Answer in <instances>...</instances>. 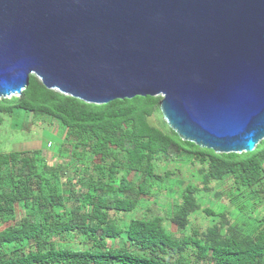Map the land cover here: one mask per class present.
<instances>
[{
	"label": "trees",
	"instance_id": "trees-1",
	"mask_svg": "<svg viewBox=\"0 0 264 264\" xmlns=\"http://www.w3.org/2000/svg\"><path fill=\"white\" fill-rule=\"evenodd\" d=\"M161 101L89 104L34 75L0 100V126L21 111L29 136L46 124L60 139L53 165L44 147L0 153V264H264V140L251 153L201 148L170 128ZM200 213L207 229L193 227Z\"/></svg>",
	"mask_w": 264,
	"mask_h": 264
},
{
	"label": "water",
	"instance_id": "water-1",
	"mask_svg": "<svg viewBox=\"0 0 264 264\" xmlns=\"http://www.w3.org/2000/svg\"><path fill=\"white\" fill-rule=\"evenodd\" d=\"M35 75L95 105L162 96L183 140H264V0H0V98Z\"/></svg>",
	"mask_w": 264,
	"mask_h": 264
},
{
	"label": "rangeland",
	"instance_id": "rangeland-1",
	"mask_svg": "<svg viewBox=\"0 0 264 264\" xmlns=\"http://www.w3.org/2000/svg\"><path fill=\"white\" fill-rule=\"evenodd\" d=\"M35 76V75H34ZM57 91V90H55ZM16 96V95H13ZM163 99V97L157 96ZM3 98H0V100ZM10 99V97H9ZM3 123L0 126V153L1 152H11L15 150L20 149H40L41 147H44L43 155L49 160L50 164L53 165L56 163L51 157L53 156L52 153H55L56 146L59 145L60 139L59 135L56 134L54 131V128L51 126H48L46 124L44 125H38V127L35 129L34 132L31 133L29 136V133L24 132V130L21 129L22 120H23V112L17 111L12 117L11 116H3ZM159 118H162V116L158 113L152 116L151 120L152 122L159 126ZM27 120V118H25ZM29 122V120H28ZM50 142L54 145L53 149H50L46 147V144ZM199 166L196 165V167H191L190 170L195 171L198 169ZM189 170V169H188ZM185 169L184 173L186 178H190L189 171ZM214 183V182H213ZM213 185H216L215 183ZM202 204L204 207L214 209L216 211H222V205H226L227 201L225 199L217 200L215 198H210L206 194L202 196ZM148 200V199H147ZM145 200L144 203H147ZM164 200V199H163ZM160 204H164V202H160ZM152 209L155 213H159L160 209L158 207V204L152 205ZM143 211L140 212L142 214ZM136 217V211L133 213H127L125 216H122L121 218L124 220V222H127L128 220H132ZM192 224L193 227H199L202 230L207 229L208 226H210L213 222L212 218L206 217L203 213L198 214L197 216H194L192 218ZM173 231H176V227L173 226L171 228ZM74 240H70V242H73Z\"/></svg>",
	"mask_w": 264,
	"mask_h": 264
},
{
	"label": "clouds",
	"instance_id": "clouds-1",
	"mask_svg": "<svg viewBox=\"0 0 264 264\" xmlns=\"http://www.w3.org/2000/svg\"><path fill=\"white\" fill-rule=\"evenodd\" d=\"M13 97H15V96H13ZM11 98V97H10ZM9 99V98H8Z\"/></svg>",
	"mask_w": 264,
	"mask_h": 264
}]
</instances>
